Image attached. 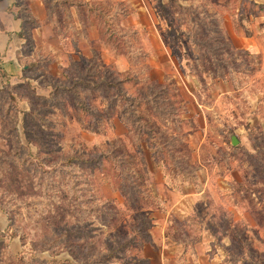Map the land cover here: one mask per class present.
Returning a JSON list of instances; mask_svg holds the SVG:
<instances>
[{"label":"rangeland","instance_id":"374dc122","mask_svg":"<svg viewBox=\"0 0 264 264\" xmlns=\"http://www.w3.org/2000/svg\"><path fill=\"white\" fill-rule=\"evenodd\" d=\"M87 1L111 16L131 62L106 44L105 18L90 13L84 21L92 40L79 32L74 48L68 37L63 51L29 40L17 51L20 68L0 87V264H16L11 254L26 264L70 258V245L97 260L130 233L136 211L113 163L64 162L114 146L130 154L123 168L156 199L138 206L149 217L150 239L116 251L110 264H264V0ZM19 9L33 20L26 0ZM115 10L127 16L119 20ZM56 15L57 34H73L67 15ZM202 21L206 29L197 26ZM227 38L247 51L225 46L213 56L203 47L212 51ZM79 56L101 63L87 70ZM125 75L132 80L119 90L102 82ZM82 77L90 84L75 89L84 107L73 92L55 89ZM160 85V116L149 103L136 109L152 133L143 131L135 151L120 119L122 93L147 96ZM169 111L182 122L173 123ZM151 136L171 151L166 165L152 155Z\"/></svg>","mask_w":264,"mask_h":264},{"label":"trees","instance_id":"16d2710c","mask_svg":"<svg viewBox=\"0 0 264 264\" xmlns=\"http://www.w3.org/2000/svg\"><path fill=\"white\" fill-rule=\"evenodd\" d=\"M41 1L43 2L45 6L47 20L55 26V29L57 31L62 30V28L59 27L60 19L56 15L58 10L62 11L63 14L67 15L68 17L67 22L72 28H74L75 27L74 18H73L74 16L71 11V8H73L76 19L80 25V30L83 32L84 36L87 35L86 25H85L86 23L84 21L85 13H90V14L95 15L98 22H100L102 17H104L105 20L108 22V25L110 28V35H109V38L106 39V44L108 45L109 48H112L110 44H113V49L121 51L119 54L124 55L126 59L129 62H131L132 53H129L128 50L122 51L121 49L122 47H124V44H125V41L123 40V35L122 36L116 35V33L114 32V29H112V25L110 24L111 16L109 17L105 13V11L100 12L97 8L90 5L88 1L86 0H41ZM179 7L183 8L180 5ZM188 11L189 9H185V12H188ZM115 14L121 15V17H119V20L124 19L127 16V13L124 12L123 10L121 11L115 10L113 12V15ZM162 14L167 24L170 26V19L168 15H166L165 13H162ZM19 17L21 18V30L18 32V35L24 36L27 30L29 29V26H30L29 24H31V26L34 27L36 26V22L33 21L34 19L32 20L31 18H29L28 15H24V13H22V10L20 11ZM197 26L199 28L204 27L206 29L208 27V23L202 21L201 25L198 24ZM65 30H67L68 33L63 34L61 36H67L68 34H70V31L68 28H66ZM132 31L135 32L134 29ZM197 31L198 29H194L192 32L194 34H197ZM195 39H198V37H195ZM225 46L229 47L230 51H247V50H240V49L234 48L233 43L229 38H227L226 42L220 43V45L218 44L216 45V47H213L214 50L212 51L209 50V47L206 44L203 47L207 49V51H210L213 56H215L216 51L220 50L221 48L224 49ZM138 55H142L143 57H146L147 53L140 51L138 52ZM202 55H205V53ZM209 56L211 55L209 54ZM228 56L229 54H227V57ZM79 57L83 61H85L87 70L90 67H94L96 64L101 63V59L98 56H93L89 58H86L84 56H79ZM209 72L211 73L212 71H209ZM130 78H128V76L125 75V77L116 79L114 81H106L107 79H103L102 82L105 81L106 86L115 87L116 89L119 90L121 84L128 83L130 82V80H132ZM88 84H90V81L86 82L84 81L82 77L69 85L58 84L57 86H55V89L56 90L61 89L62 91L73 92L75 94V97L78 98L82 107H84L85 105L80 100L78 93H76L75 86L77 85L84 86ZM92 86H94V84H92ZM160 86H159V90L156 93L152 92V90H149L150 92H149V95L147 96H143V95L140 96L138 94L128 95V94L122 93L121 101L123 102V105H122V112H121L122 115L120 116V119L122 123L127 127V130H128L127 132L130 135V140L133 143V147L135 151H140L139 150L140 144L137 141L139 139H143V140L145 139V137H141L143 131L145 130L148 136L149 134L151 135L152 133V128L148 129L147 126L145 125L146 123L140 120L141 117L137 115L136 109L143 104L149 103L152 105L150 108L153 110V112L160 116L159 113H161L162 111L159 110V106L157 105L158 97L155 98L156 95H159V93L163 92L164 90V86H161V87ZM149 87L152 88V86H149ZM167 114H169L170 116L174 114V117H172L173 123H177L179 121L182 122L183 120V119H180L178 113H176L175 115V112L169 111ZM31 135L36 139V135L34 134V132H32ZM150 138L152 139V136L149 137V145H151L153 149L152 155L153 156L161 155L160 159L162 160L163 164L166 165L168 163L166 159L170 156L171 151H168V150L165 151L163 145H161L162 147L158 146L157 143L151 141ZM33 142H36V140ZM166 144H169V143L165 142L164 145ZM119 150H118V146H114L112 147V150L100 151L96 154L95 157H91V158H83L81 156L71 154L65 158L64 162L67 165H71L72 163H75V162L86 163L88 165L100 164L103 161H109L113 163V168L116 170L115 174L119 180L118 188L125 193L127 201L131 203V205H133V208L136 211L135 220H137V225H135V227L131 229L130 233L127 234V236H124V239L118 241L116 246H113V247L108 246L107 253H102V254L100 253L101 255H99L97 260L89 259L87 255L83 253L82 246H81V249H79V248L70 247L71 246L70 245L69 247L66 246V250L68 254L70 255V258L42 260L40 261V263H44V264H110L111 258L116 256L115 255L116 251L124 249L125 251L128 252L131 250L130 244L138 243L140 239H143L145 241H148L150 239V233L148 229L151 223H150V220H148L149 217H147L143 213H140L138 211V206L141 203V199L142 200H146V199L155 200L156 197L153 195L152 191L147 186L141 185L138 182L137 177L133 173L123 168V166H125L126 164L127 158L130 157V154L126 151V149H121L120 151ZM175 152H178V151H174L172 153H175ZM25 158L26 156L24 157V159ZM2 161L4 162V164L7 165V168H9L10 166L8 165L10 161L9 157H6V156L3 157ZM170 161L172 163V168H170V170H173L175 172L176 171L180 172L178 165H176L173 162V160H170ZM239 188L240 189L244 188L242 183H239ZM76 208H77V204H76ZM11 256L13 257L12 259L15 260L16 264H26L22 257L19 258L18 255H14V254H11ZM131 260L136 261V259H131ZM138 260H141V259H138Z\"/></svg>","mask_w":264,"mask_h":264},{"label":"crops","instance_id":"0c3cea01","mask_svg":"<svg viewBox=\"0 0 264 264\" xmlns=\"http://www.w3.org/2000/svg\"><path fill=\"white\" fill-rule=\"evenodd\" d=\"M20 2L21 0H0V87L6 83V80L10 82L16 76L20 68L17 60V51L23 48L27 40L33 41L35 46L43 47L45 50H49L47 48L51 46V43H54L56 46L54 51H63V45L68 37H71L70 45L72 48L78 43L73 36L74 34H79L80 32L85 40L94 38L93 36L90 37L87 27V35L84 36L74 15L73 8H71L75 24V27L72 28V30L74 29L73 34L71 33L67 36L57 34L55 26L46 18L45 6L41 0H26L36 26L30 30L28 29L24 36H19L18 32L21 30Z\"/></svg>","mask_w":264,"mask_h":264},{"label":"water","instance_id":"95a60500","mask_svg":"<svg viewBox=\"0 0 264 264\" xmlns=\"http://www.w3.org/2000/svg\"><path fill=\"white\" fill-rule=\"evenodd\" d=\"M238 141H237V138L235 136H231V143L234 145L236 144Z\"/></svg>","mask_w":264,"mask_h":264}]
</instances>
